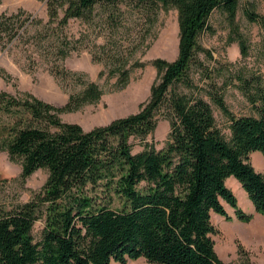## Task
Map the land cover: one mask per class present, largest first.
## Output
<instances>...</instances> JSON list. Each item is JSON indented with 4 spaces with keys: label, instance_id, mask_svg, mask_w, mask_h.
Masks as SVG:
<instances>
[{
    "label": "trees",
    "instance_id": "obj_1",
    "mask_svg": "<svg viewBox=\"0 0 264 264\" xmlns=\"http://www.w3.org/2000/svg\"><path fill=\"white\" fill-rule=\"evenodd\" d=\"M120 3L151 16L159 7L173 8L177 55L172 61L152 60L159 78L135 113L88 130L61 122L57 108L48 103L0 91V140L8 158L19 162L20 179L39 168L47 173L29 200L0 210V264H125L138 258L149 264H225L213 248L211 216L230 219L226 204L236 219H251L238 208L225 185L227 177L239 183L254 212L264 216V177L248 162L252 151L264 157V86L257 77L237 75L256 115L233 116L209 84L210 98L228 118L226 139L189 77L191 67L202 69L198 52L210 57L198 36L212 32L208 18L213 10L224 13L228 37L241 55L246 44L235 22L240 3L244 17L264 32L254 0H44L46 24L55 22L52 28L57 29L68 19L86 21L96 6L112 17ZM20 13L0 12V46L21 38L26 27ZM61 42L55 46L58 57L65 54ZM59 69L54 72L59 78L81 79ZM117 78L124 82L126 71L119 70ZM177 84L190 93L176 91ZM81 85L63 108L97 98L94 83ZM159 117L168 122L164 146L155 150L143 143L132 153L130 140H143ZM36 220L42 225L34 241Z\"/></svg>",
    "mask_w": 264,
    "mask_h": 264
},
{
    "label": "rangeland",
    "instance_id": "obj_2",
    "mask_svg": "<svg viewBox=\"0 0 264 264\" xmlns=\"http://www.w3.org/2000/svg\"><path fill=\"white\" fill-rule=\"evenodd\" d=\"M19 10L26 28L21 38L7 47L0 46V91L20 99L33 97L48 103L57 108L55 116L61 122L76 123L83 130L135 113L146 101L150 86L159 78L152 60L172 61L177 55L178 26L173 8L159 7L151 16L120 3L109 17L106 10L96 6L88 20L68 19L55 29L52 28L55 22L46 24L44 0H0L1 13ZM254 11L264 17V0H254ZM235 22L238 33L245 39L246 52L241 55L237 42L229 39L224 13L215 9L208 18L212 32L204 31L198 36V43L209 51L210 57L198 52L196 56L202 69L193 66L189 70V77L197 88L195 93L209 104L215 124L226 139L228 118L210 98L209 84H214L212 90L222 96L233 116L256 115L239 89L237 75L257 77L264 86L263 29L244 17L241 3ZM59 42L65 54L58 57L55 46ZM56 66L69 74L80 75L81 79L55 76ZM119 70L126 71L124 82L118 81ZM84 80L95 84L97 98L78 107L63 108L68 95L77 93ZM173 88L190 93L180 84ZM167 133L168 122L159 117L153 131L143 140H130L131 152L140 151L143 143L155 150L162 148ZM19 172V162L8 158L0 140V210L29 200L47 174L39 168L21 180ZM225 185L236 198L238 208L245 212L236 189L229 183ZM223 206L230 219L211 216L215 233L210 237L218 258L225 264H264V219L258 224L252 220L245 223L236 219L226 204ZM41 225L40 220L33 223L34 241L39 238ZM134 262L149 264L143 259ZM110 264L118 263L111 261Z\"/></svg>",
    "mask_w": 264,
    "mask_h": 264
},
{
    "label": "crops",
    "instance_id": "obj_3",
    "mask_svg": "<svg viewBox=\"0 0 264 264\" xmlns=\"http://www.w3.org/2000/svg\"><path fill=\"white\" fill-rule=\"evenodd\" d=\"M248 162L256 172L262 174L264 177V157L260 152L258 151L250 152L248 154ZM225 183H229L238 192L240 198L243 201L244 211L246 213L251 214L250 221L252 220V222L254 221L255 224H258L260 219H264V216L254 212L251 202L247 199L245 192L242 189H240L239 183L234 178L227 177L225 179ZM139 259H143V258H138V260ZM134 263H135L134 260H128L125 264H134Z\"/></svg>",
    "mask_w": 264,
    "mask_h": 264
}]
</instances>
